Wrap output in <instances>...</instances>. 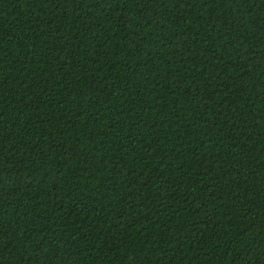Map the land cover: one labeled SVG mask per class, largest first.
<instances>
[{"label":"trees","instance_id":"16d2710c","mask_svg":"<svg viewBox=\"0 0 264 264\" xmlns=\"http://www.w3.org/2000/svg\"><path fill=\"white\" fill-rule=\"evenodd\" d=\"M0 264H264V0H0Z\"/></svg>","mask_w":264,"mask_h":264}]
</instances>
